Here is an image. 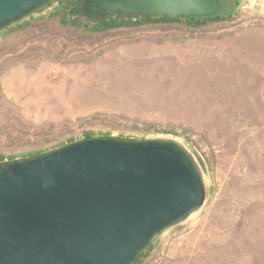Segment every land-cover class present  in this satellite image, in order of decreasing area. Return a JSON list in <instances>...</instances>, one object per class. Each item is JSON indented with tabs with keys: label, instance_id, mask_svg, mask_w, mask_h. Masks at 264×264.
I'll return each instance as SVG.
<instances>
[{
	"label": "rangeland",
	"instance_id": "rangeland-1",
	"mask_svg": "<svg viewBox=\"0 0 264 264\" xmlns=\"http://www.w3.org/2000/svg\"><path fill=\"white\" fill-rule=\"evenodd\" d=\"M60 0L0 32V162L87 137L179 141L203 205L135 264H264V0L97 22Z\"/></svg>",
	"mask_w": 264,
	"mask_h": 264
},
{
	"label": "water",
	"instance_id": "water-1",
	"mask_svg": "<svg viewBox=\"0 0 264 264\" xmlns=\"http://www.w3.org/2000/svg\"><path fill=\"white\" fill-rule=\"evenodd\" d=\"M59 1L0 0V32ZM241 3L83 0L81 14L203 21L231 17ZM205 197L198 164L175 139L87 137L0 162V264H135Z\"/></svg>",
	"mask_w": 264,
	"mask_h": 264
},
{
	"label": "bare ground",
	"instance_id": "bare-ground-1",
	"mask_svg": "<svg viewBox=\"0 0 264 264\" xmlns=\"http://www.w3.org/2000/svg\"><path fill=\"white\" fill-rule=\"evenodd\" d=\"M141 256H142V254L140 255V257H141ZM140 257H139V259H140ZM139 259H138V260H139Z\"/></svg>",
	"mask_w": 264,
	"mask_h": 264
},
{
	"label": "flooded vegetation",
	"instance_id": "flooded-vegetation-1",
	"mask_svg": "<svg viewBox=\"0 0 264 264\" xmlns=\"http://www.w3.org/2000/svg\"><path fill=\"white\" fill-rule=\"evenodd\" d=\"M93 16V15H92Z\"/></svg>",
	"mask_w": 264,
	"mask_h": 264
}]
</instances>
